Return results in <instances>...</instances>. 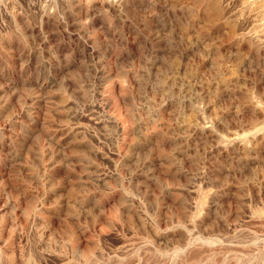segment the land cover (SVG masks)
I'll list each match as a JSON object with an SVG mask.
<instances>
[{"label":"rangeland","instance_id":"obj_1","mask_svg":"<svg viewBox=\"0 0 264 264\" xmlns=\"http://www.w3.org/2000/svg\"><path fill=\"white\" fill-rule=\"evenodd\" d=\"M0 264H264V0H0Z\"/></svg>","mask_w":264,"mask_h":264}]
</instances>
